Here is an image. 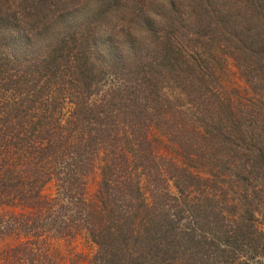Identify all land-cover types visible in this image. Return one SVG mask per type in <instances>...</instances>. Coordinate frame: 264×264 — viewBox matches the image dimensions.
<instances>
[{"label":"trees","instance_id":"obj_1","mask_svg":"<svg viewBox=\"0 0 264 264\" xmlns=\"http://www.w3.org/2000/svg\"><path fill=\"white\" fill-rule=\"evenodd\" d=\"M263 219L264 0H0L6 264L82 230L89 264H249Z\"/></svg>","mask_w":264,"mask_h":264},{"label":"rangeland","instance_id":"obj_2","mask_svg":"<svg viewBox=\"0 0 264 264\" xmlns=\"http://www.w3.org/2000/svg\"><path fill=\"white\" fill-rule=\"evenodd\" d=\"M216 52H217L216 57L219 59L220 54L218 53L217 48H216ZM222 61H220V65L222 67V70H221L222 81L227 86L239 85V79L235 72V68L232 64V61L227 57H223ZM116 82L117 80L113 79V76L108 75L101 81V84H100L101 89H106L109 86H112ZM164 91H177V90L172 88L170 84L168 85L166 84ZM150 136L152 138L161 139L160 140L161 144L158 145L157 152L160 155L168 156L171 151V147L170 145L168 146L167 144H165L166 141L159 135V132L157 131V129L152 128L150 132ZM94 188L95 186H94L93 181H90L88 185L89 195L93 193ZM54 191H55V187H47L45 189V193L47 195H50L49 193H53ZM262 222L264 225V219L262 220ZM28 239H29L28 236L20 237V241L22 244L27 242ZM5 242H3V244H5ZM49 249H50L51 255H53L54 258L60 260L62 263L69 264L71 262L73 264H89L92 256L95 253L96 245L90 239L87 232L82 230L73 239L66 240V239L50 238L49 239ZM18 255L22 256L23 253H19ZM241 257L243 259H248L249 264H264V253H242ZM20 264H27V262L26 261L20 262Z\"/></svg>","mask_w":264,"mask_h":264},{"label":"crops","instance_id":"obj_3","mask_svg":"<svg viewBox=\"0 0 264 264\" xmlns=\"http://www.w3.org/2000/svg\"><path fill=\"white\" fill-rule=\"evenodd\" d=\"M47 187H54L53 183L48 184L45 188H44V193H45V189ZM46 194V193H45ZM52 194V193H49ZM47 195V194H46ZM20 237L16 238V237H6L0 240V264H6V258L10 257L8 255V253H10L11 249L15 246H17L18 244L21 243L20 241ZM7 240V241H6ZM6 241V242H5ZM9 241V242H8ZM3 242H5V244H3ZM7 253L5 256L4 254Z\"/></svg>","mask_w":264,"mask_h":264}]
</instances>
